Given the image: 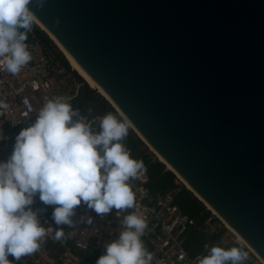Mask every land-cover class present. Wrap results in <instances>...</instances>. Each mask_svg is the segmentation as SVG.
I'll return each mask as SVG.
<instances>
[{
  "label": "water",
  "instance_id": "1",
  "mask_svg": "<svg viewBox=\"0 0 264 264\" xmlns=\"http://www.w3.org/2000/svg\"><path fill=\"white\" fill-rule=\"evenodd\" d=\"M30 7L134 133L264 261V0ZM73 73L82 110L98 91Z\"/></svg>",
  "mask_w": 264,
  "mask_h": 264
},
{
  "label": "clouds",
  "instance_id": "2",
  "mask_svg": "<svg viewBox=\"0 0 264 264\" xmlns=\"http://www.w3.org/2000/svg\"><path fill=\"white\" fill-rule=\"evenodd\" d=\"M33 0H0V66L18 75L33 59L27 43L37 16ZM44 8L47 0H36ZM59 25L60 21L57 20ZM9 105L0 100V115ZM33 124L20 131L11 156L0 161V264H12L39 250L47 234L35 198L51 206L55 237L62 226L92 225L94 218L74 220L78 206L103 217L137 208L131 183L145 171L143 160L132 157L125 141L130 122L112 112L88 121L65 97L45 102ZM0 139L3 135L0 134ZM123 231L104 245L96 264H152L153 253L143 237L148 221L136 211L123 216ZM206 255L194 264H245L249 254L241 246L205 245Z\"/></svg>",
  "mask_w": 264,
  "mask_h": 264
},
{
  "label": "built area",
  "instance_id": "3",
  "mask_svg": "<svg viewBox=\"0 0 264 264\" xmlns=\"http://www.w3.org/2000/svg\"><path fill=\"white\" fill-rule=\"evenodd\" d=\"M27 43L33 59L18 75H13L0 66V100L9 105L0 115V134L3 135V139H0V161L4 162L12 154L16 136L35 122L36 113L47 100L63 96L72 103L83 89V85L70 87L66 81L67 75L64 77L66 69L53 50L40 40L31 39ZM81 114L88 121L96 123V117H102L95 113L92 106ZM6 124L9 131L4 132ZM177 177L180 184L186 185L180 176ZM147 179L145 171L131 182L137 197L136 209L119 213L114 210L111 214L100 217L86 206H78L74 220L78 221L81 216H91L94 223L78 225L74 229L64 225L65 237L62 240L55 237L57 229L51 221L53 208L45 206L37 196L31 207L39 212V219L46 227L47 234L41 241L39 250L20 261L23 264H91L82 254L93 255L97 252L98 258L103 255L104 245L116 240L119 232L124 230L123 216L136 211L148 221L149 227L142 239L148 251L153 253L152 264H194L197 256L207 254L206 244L209 247L217 245L225 248L241 246L249 254L245 264H264L263 259L247 244L238 241L236 234L207 205L212 215L202 226L196 228L195 220L182 214L174 201V194L181 189V185L174 191H152L147 186ZM195 231L203 236L205 243L199 246L201 250L198 254L192 255L187 243ZM51 249H56V253L49 254Z\"/></svg>",
  "mask_w": 264,
  "mask_h": 264
},
{
  "label": "trees",
  "instance_id": "4",
  "mask_svg": "<svg viewBox=\"0 0 264 264\" xmlns=\"http://www.w3.org/2000/svg\"><path fill=\"white\" fill-rule=\"evenodd\" d=\"M31 39L40 40L45 46H47L51 50H53L54 48L53 41L49 37V35H47L45 31L41 30L35 23L31 34L29 33L28 41H30ZM54 52L60 59L62 66L65 67L67 70H70V63H68L69 61L64 56H62V53L60 51ZM83 94L84 91L83 89H81L77 98L71 103L74 108L78 106ZM90 106L94 108L96 114H99L101 116L105 115L108 112H112L116 115L114 109L108 104V102L103 98V96L98 93L92 95L90 101L85 104L82 110H80L81 113L85 112ZM3 130L4 132L9 131V127L7 124L4 126ZM125 144L130 150L133 158L137 160H143L148 177L147 186L152 191H174L176 187H179L181 185V189H179L174 194V201L179 206L180 212L182 214H185L189 218L195 220L196 228L202 226L203 222L212 215L211 211L207 209L205 203L201 199H199V197H197L192 190L187 188L184 184H180L178 182V177L176 173H174L171 169H168L167 165L155 156L152 150L148 148V145L144 143L133 132L131 128H129V135L125 141ZM52 222L54 223V221ZM57 227L58 226H56V228ZM203 243H205L203 236H201V234L195 231L193 233V236L191 237V240H189V242L187 243V248L189 249V252L192 255H196L200 252L201 248L199 246ZM82 255L85 256L87 261H89L91 264H96V261L99 256L97 252H94L93 255H91L90 253H83ZM9 259L12 261V264H23L21 261H15L14 258H12L11 256L9 257Z\"/></svg>",
  "mask_w": 264,
  "mask_h": 264
},
{
  "label": "bare ground",
  "instance_id": "5",
  "mask_svg": "<svg viewBox=\"0 0 264 264\" xmlns=\"http://www.w3.org/2000/svg\"><path fill=\"white\" fill-rule=\"evenodd\" d=\"M35 22L38 23L39 26H41L43 28L44 31H46L48 33V35H50L52 37V39L54 41H56V43L59 45V47L61 48V50L65 53V55L67 56L69 62L71 63V65L73 66L74 71H76L77 73H79V75L83 78V81L89 85L91 88H96L97 91L104 96V98L114 107V109L119 113L120 117H122L123 119H126L119 111L118 109L112 104V102L109 100L108 96L99 88V86L95 83V81L90 77V75L79 65V63L72 57L71 54L68 53V51L60 44V42L52 35L50 34L45 27H43V25L36 19ZM130 128H132L131 124L129 125ZM158 156L160 157L161 160L165 161L159 154ZM168 167L170 169L171 166L168 165ZM182 180L185 182V180L182 178ZM186 183V182H185ZM187 184V183H186ZM188 185V184H187ZM189 186V185H188ZM190 187V186H189ZM191 188V187H190ZM208 205V204H207ZM209 209H211V207L208 205ZM213 211V210H212ZM214 212V211H213ZM215 213V212H214ZM216 214V213H215ZM226 224V223H225ZM226 226L231 230V232L233 234H236L227 224ZM237 237V240L242 242L241 238L236 234L235 235ZM243 243V242H242ZM245 244V243H244Z\"/></svg>",
  "mask_w": 264,
  "mask_h": 264
},
{
  "label": "rangeland",
  "instance_id": "6",
  "mask_svg": "<svg viewBox=\"0 0 264 264\" xmlns=\"http://www.w3.org/2000/svg\"><path fill=\"white\" fill-rule=\"evenodd\" d=\"M41 30H43V28L41 27V26H39L38 25V23L37 22H34ZM30 34H31V32H30ZM47 34V33H46ZM48 35V34H47ZM49 37L52 39V37L49 35ZM52 41H53V44H54V48H53V50L54 51H60L61 53H62V56H64L67 60H68V58H67V56L65 55V53L61 50V48L59 47V45L56 43V41H54L53 39H52ZM69 61V60H68ZM68 63H70V62H68ZM70 65V70H67L65 67V69H66V74L64 75V77L67 75V79H66V81L67 82H69V85H70V87H75L76 88V86L77 85H83V83L74 75V73H73V66L71 65V63L69 64ZM72 71V72H71ZM98 94H100L99 92H98ZM101 95V94H100ZM105 99V98H104ZM108 102V101H107ZM108 104L113 108V106L108 102ZM114 109V108H113ZM114 111L116 112V115L118 116V117H120V115H119V113L114 109ZM121 118V117H120ZM121 119H123V118H121ZM134 132V131H133ZM148 148L150 149V150H152V148L150 147V146H148ZM152 152L155 154V156L156 157H158L159 159H160V157L152 150ZM167 168L169 169V167L167 166ZM179 176V175H178ZM187 188H188V185L186 184L185 185ZM206 205V204H205ZM56 253V249H51V252L49 253V254H55Z\"/></svg>",
  "mask_w": 264,
  "mask_h": 264
}]
</instances>
